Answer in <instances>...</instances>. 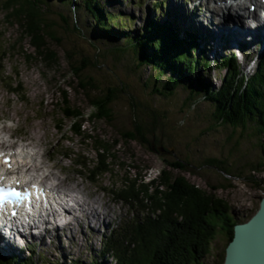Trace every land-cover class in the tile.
Listing matches in <instances>:
<instances>
[{"label": "rangeland", "instance_id": "374dc122", "mask_svg": "<svg viewBox=\"0 0 264 264\" xmlns=\"http://www.w3.org/2000/svg\"><path fill=\"white\" fill-rule=\"evenodd\" d=\"M208 1L101 0L100 2L106 4L105 9L115 15L123 13L132 16L131 30L134 33L142 32L143 27L150 20L169 19L168 10L172 9L171 12L175 15L178 5L183 6L185 16L181 20V26L193 25L194 28L195 26L206 28L205 25L211 24L208 21L211 16L204 8L206 4L213 2ZM5 2L6 0L0 1V30L4 34L0 41V56L7 52V56L5 55L4 60L0 62V138L5 140L2 144L6 142L4 147L28 144L34 153V159L31 160L38 164L42 162L44 166L43 170L31 171L28 176L39 180L52 174V177L49 176L46 178L47 181L45 180L47 185L56 184L59 180L63 181L61 188L58 189L64 192H78L80 203L85 202L87 206L75 213L81 219H85L81 221L83 228L73 221L69 228L60 227L64 231L60 229L61 233L59 232L56 238L42 234L40 239L36 237L32 240L31 243L34 245L31 244L30 247L29 239L21 240L19 246L23 249V253L14 249L12 256H6L3 251H0V256L6 259L22 258L30 264H91L94 257L99 258L98 253L102 249L104 237H108L112 230L119 228L130 219L146 218L148 215L137 206L132 208L129 204L115 202L110 192L111 186L120 188L126 178L135 177V172L128 167L130 165L138 167L137 172L146 176L148 182L158 176L161 170H170L169 164L177 160L184 161L188 164V170H174L173 174L186 177L191 184L208 192H211V186H225L226 188L220 189L216 194L228 202L231 214L235 218L245 220L259 208L261 198L264 197V172L257 173L252 170L258 164H264V157L259 145L260 138L253 135L251 129H234L230 126L213 128L209 117L212 108L208 104L200 102L193 109L185 105L190 95L189 82L171 97L160 96L154 90L157 72L148 67L137 70L138 59L132 48L127 47L122 53L111 50L117 46L125 47L126 42L123 39L114 42L111 39L95 37L94 21L83 17L79 11H74L72 6H65L60 1L50 3L48 0L49 6L44 8L45 20L54 26L56 36L60 40V43L49 40L50 48L58 53L60 66L51 69L41 61L28 62L26 57L32 54L33 49L29 40H21L19 26L7 20ZM161 2L166 3L164 15L161 14L162 9L156 11L153 8V4ZM200 2L202 6L199 12L197 7ZM246 8L247 6L242 5V12H245ZM192 13L196 16L201 14L205 18H197L196 21L193 18L189 19ZM64 18L69 22V27L65 26ZM189 22L193 24H188ZM76 26L83 33L75 30ZM210 33L207 31V34L202 36L206 37ZM246 39L242 40L246 41ZM244 41L236 43L240 44ZM213 42L209 46V42L204 39L202 48L211 47L221 54L223 49L226 55L232 54L233 45L230 44L232 41L228 37L220 42L218 40ZM261 43L263 41L259 40L257 46L255 44L247 46L248 54L238 56V63L247 74H252L256 63L264 54V45ZM12 46H15V49H12ZM97 47L100 51H97ZM234 50L238 53L237 49ZM69 55H73L72 62L75 66L90 62L84 77L93 78L96 86L101 89L100 92H106L109 88L123 84L122 92L111 106L114 121L86 123L87 135L114 143L121 140V135L125 132L133 131L137 125H143L141 140L145 144H125L121 140L118 146L117 164L123 163L125 167L114 166L110 174H106L98 181H90L88 174L75 166L95 159L96 154L92 144L88 145L82 138L73 136L70 132V123H65L60 130L57 129L61 120L59 107L61 90L66 88L69 91L71 105L87 114L86 118L91 112L88 98L81 91L74 89L77 88V82L68 63ZM208 56L212 61L214 60L212 52H209ZM1 71L4 72L3 77ZM197 73L200 74L199 71ZM223 76L225 71L213 72L211 75L208 74L205 80L208 79L219 87ZM166 79L167 77L164 76L162 83L166 82ZM10 82H15L14 85L21 84L23 94L17 96L10 93ZM35 153L39 155L36 156ZM133 155L137 160L135 163L132 161ZM210 160L222 162L233 176H228L209 165ZM248 178L260 183H253ZM89 207L98 211L100 218H95L92 214L89 220H86L85 215L89 212ZM70 220L72 221V218ZM89 236H92V239ZM226 245V238L219 236L212 245L211 256L205 262L216 264ZM99 260L105 262L101 258ZM109 263L110 261H107V264Z\"/></svg>", "mask_w": 264, "mask_h": 264}, {"label": "trees", "instance_id": "16d2710c", "mask_svg": "<svg viewBox=\"0 0 264 264\" xmlns=\"http://www.w3.org/2000/svg\"><path fill=\"white\" fill-rule=\"evenodd\" d=\"M47 1L6 0L4 7L8 12L7 20L19 26L21 40H29L33 49L32 54L26 57L28 62L41 61L48 68L57 69L60 66L58 53L50 48L49 40L57 43H60V40L56 36L54 26L45 20L44 8L49 6ZM58 1L65 6H72V9L79 11L83 17L92 19L95 37L111 39L114 42L123 39L126 42L125 47L117 46L111 50L122 53L127 47L132 48L138 59L137 70L148 67L157 72L154 90L160 96L171 97L189 82L190 95L185 105L193 109L200 102L208 104L212 108L209 117L213 128L230 126L234 129H251L253 135L260 138L259 145L264 157V54L256 63L252 74H247L239 65L238 56L234 52L226 55L221 49L222 54H212V61L208 56L212 49L202 48L204 39L199 35V31L193 27H182L181 19L173 15L170 9L169 19L150 20L142 32L133 33V17L109 12L101 0H50V3ZM165 5V2L155 3L153 8L156 11L162 9L161 14L164 15ZM63 21L65 26L69 27L66 18ZM75 30L83 33L78 26ZM3 37L4 34L0 30V41ZM208 45L212 44L209 42ZM12 49H15V46H12ZM97 51H100L99 47ZM5 55L7 56V52L0 56V62L4 60ZM73 58V55H69L67 59L77 88L70 86L88 98L91 112L86 118L87 114L71 105L69 91L65 88L60 91L61 120L57 129L60 130L65 123H70L73 136L82 138L88 145L92 144L95 159L75 166L85 171L88 179L93 182L110 174L114 166L125 167L123 163L117 164L118 146L121 140L125 144L144 145L141 140L143 125H137L133 131L125 132L121 135V140L114 143L87 135L86 123L114 121L111 106L122 92L123 84L100 92L101 89L96 86L93 78L84 77L90 62L75 66ZM224 71L225 76L222 77L219 87L208 79L205 80L208 74ZM1 74L3 77L4 72L1 71ZM164 76L167 79L162 83ZM14 84L15 82L9 84L10 93L17 96L23 94L21 84ZM135 120L137 122V119ZM147 144L150 147V144ZM132 161H137L134 155ZM208 163L226 175L233 176L222 162L210 160ZM169 165L170 170H161L158 176L148 182L146 176L137 172L138 167L130 165L128 167L135 172V177L126 178L120 188L110 187L115 202L129 204L132 208L137 206L148 215L146 218L130 219L112 230L108 237H104L102 249L98 253L99 258L105 262L94 257L91 264H107V261H110L109 264H207L205 261L211 256L212 245L219 236L226 238L227 248L234 237L235 226L249 221L257 212L258 209L245 220L235 218L228 202L216 194L220 189L226 188L225 186H211V192H208L191 184L186 177L173 174L174 170H188V164L184 161L177 160ZM252 171L264 172V164H258ZM250 181L260 183L253 179ZM226 248L219 255L216 264H224ZM0 264L30 263L18 257L6 259L0 256Z\"/></svg>", "mask_w": 264, "mask_h": 264}, {"label": "bare ground", "instance_id": "6f19581e", "mask_svg": "<svg viewBox=\"0 0 264 264\" xmlns=\"http://www.w3.org/2000/svg\"><path fill=\"white\" fill-rule=\"evenodd\" d=\"M204 1L206 2V0H204ZM209 1H215V0H209ZM210 5H211V3L209 5L206 4L204 9L206 11H209L210 10ZM200 6H202V2L199 3L197 8L199 9ZM177 7L178 8H177V15L176 16L179 15L181 17V15H183L182 13L184 12L183 6H181V5L179 6L178 5ZM218 10H225V12L224 11H220L218 13ZM218 10H216V8H214L211 11V13H213V16L209 17V20H208L211 24H213L215 26V27L211 26L214 29H210L209 30L208 28H202V27L199 26L200 28H198V30L200 31L201 35L207 34V30L210 31L211 34H213V32H214L217 35L216 39L219 42L222 41L225 37H228V39H230L231 41H233L235 43L237 41H244L242 39L247 38L246 41H244L243 43H240V44L236 43V44H239L240 46L244 45V46L250 47L253 44H255L257 46L256 43L259 42V40L263 41V43H264V21L262 22L260 19H258L256 17L250 19L249 16H246L245 14H242L240 12H239L240 14L238 12L237 13H232L230 10H228L226 8L218 9ZM199 12H200V9H199ZM252 16H254L253 13H252ZM197 18H205V17H203L201 14L196 16V14L194 13L193 14V19L196 20ZM254 21H256V26H255V22ZM189 23L192 24V22H189ZM215 30H216V32H215ZM211 34L210 35H206V36H211ZM254 42H256V43H254ZM263 43H261V45H264ZM8 133H10V132H8ZM4 144H2V145H4ZM35 155L37 156V155H39V153H35ZM7 156H10V155L8 154ZM24 167L27 168V171H29V170L30 171H36V170L39 171L44 166H43L42 162L40 164H38V163H35V162L31 161V162L26 163L24 165ZM21 168H23V166ZM51 175L44 176L43 179L45 180L46 178H48ZM62 184H63V181L61 182L59 180V182L56 183L55 186L57 188H61ZM55 194L56 195H62L63 193L58 190V191L55 192ZM86 206L87 205L85 204V202L83 204H81L79 202V204H78L79 210L83 209ZM66 212H67L66 215L58 217L59 220H64L65 221V222L62 223L63 224L62 225L63 229H66L67 227L68 228L71 227L72 224H73V221H75V223L80 228H83L81 221L85 220V219H81L79 217V215L78 216L74 215L73 213H75V210H69L68 209V210H66ZM92 214L95 215V218L96 217L100 218V213L98 211H96V210L90 209V207H89V212L85 215L86 220H89V216L92 215ZM70 218H72V221L70 220ZM60 227L61 226H57L56 224L53 227V229H49L47 227L45 229V233H43V234H45V235L48 234V235L53 236V238H56L59 235V232H60V229H61ZM63 229H61L62 232L64 231ZM83 235L86 236V233L84 234V232H83ZM42 236L43 235L40 234V236H38V238L42 237ZM90 238L92 239V236ZM27 239H29L28 240V243H30V244H28L29 247L31 246V244L34 245L31 242H32L33 239H36L35 235H30ZM14 249H16V250H18L20 252H22V250H23L19 246L18 242L16 241V239L14 238V236L12 234L6 239L5 235L3 233H0V251H3L6 256H12L13 255L12 252L14 251Z\"/></svg>", "mask_w": 264, "mask_h": 264}, {"label": "water", "instance_id": "95a60500", "mask_svg": "<svg viewBox=\"0 0 264 264\" xmlns=\"http://www.w3.org/2000/svg\"><path fill=\"white\" fill-rule=\"evenodd\" d=\"M224 264H264V197L254 216L235 226Z\"/></svg>", "mask_w": 264, "mask_h": 264}, {"label": "snow or ice", "instance_id": "6c2138e0", "mask_svg": "<svg viewBox=\"0 0 264 264\" xmlns=\"http://www.w3.org/2000/svg\"><path fill=\"white\" fill-rule=\"evenodd\" d=\"M2 191V190H0ZM8 195H12V196H20L21 194L19 192H16V191H11V192H5L4 193V196H8Z\"/></svg>", "mask_w": 264, "mask_h": 264}]
</instances>
